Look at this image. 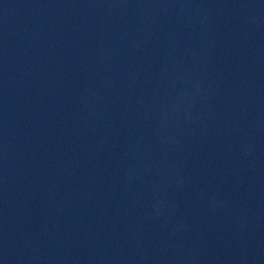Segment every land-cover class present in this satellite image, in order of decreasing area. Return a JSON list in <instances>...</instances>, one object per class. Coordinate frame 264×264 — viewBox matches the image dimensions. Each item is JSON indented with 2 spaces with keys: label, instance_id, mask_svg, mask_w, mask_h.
Here are the masks:
<instances>
[{
  "label": "water",
  "instance_id": "water-1",
  "mask_svg": "<svg viewBox=\"0 0 264 264\" xmlns=\"http://www.w3.org/2000/svg\"><path fill=\"white\" fill-rule=\"evenodd\" d=\"M0 264H264V0H0Z\"/></svg>",
  "mask_w": 264,
  "mask_h": 264
}]
</instances>
